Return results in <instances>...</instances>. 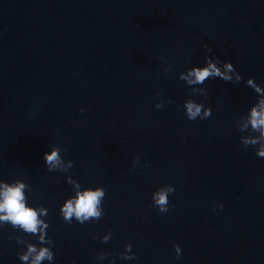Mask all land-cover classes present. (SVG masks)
Masks as SVG:
<instances>
[{"label":"water","instance_id":"obj_1","mask_svg":"<svg viewBox=\"0 0 264 264\" xmlns=\"http://www.w3.org/2000/svg\"><path fill=\"white\" fill-rule=\"evenodd\" d=\"M206 56L240 82L180 79ZM186 99L211 116L189 120ZM261 100L264 0H0V191L23 182L48 225L41 243L0 222V264L29 244L53 253L41 264H264V158L241 141L260 135ZM54 146L63 171L45 163ZM169 184L161 213L152 193ZM89 187L101 217L64 220Z\"/></svg>","mask_w":264,"mask_h":264},{"label":"clouds","instance_id":"obj_2","mask_svg":"<svg viewBox=\"0 0 264 264\" xmlns=\"http://www.w3.org/2000/svg\"><path fill=\"white\" fill-rule=\"evenodd\" d=\"M211 51V49H209ZM206 63L202 67H192L189 69L187 75L181 73L180 79L187 81L188 85L203 84L206 80L218 77L224 81H231L238 83L242 79L240 73L236 71L233 63L230 60L221 62L218 57H205ZM222 65V69L220 66ZM232 73H235V80H233ZM246 84L254 89L256 92H261L262 86L257 84L252 77H249ZM159 95V94H158ZM203 95H207L206 92ZM171 103V101H168ZM184 109L189 120H196L211 116V108L205 107L203 103H197L193 99H186L184 101ZM155 108L163 107V102H157ZM83 111V110H81ZM249 123L254 132H259L260 135L242 137L241 141L246 149L249 145L256 146L255 154L258 157L264 158V100L260 101V107H253L249 117ZM61 149L54 146L50 152H45L44 160L48 169L64 170V161L61 157ZM135 162V161H134ZM68 167H72V161H68ZM26 185L23 182H16L15 184H3V191H0V222L10 223L14 228H22L24 232L36 235L39 233L40 242H44V229L48 225L38 219V214L46 215L47 210L44 208H34L27 206L26 196L23 189ZM79 187V185H77ZM175 189L172 185H164L159 187L152 193L153 206L163 213L168 211L170 193ZM105 196L103 187L85 188L83 191H77L74 197L69 198L61 205V215L64 220L71 222L76 219L83 224L90 219H99L102 215L101 202ZM222 208L223 205H220ZM107 239V238H105ZM129 254L122 255L125 259H135V254L131 252V244L125 245ZM177 257H179L181 249L179 245H174ZM30 257L31 260L29 259ZM19 258L24 264H41L45 259L52 260L53 253L48 248H40L39 250L33 244L28 245L27 252L20 254Z\"/></svg>","mask_w":264,"mask_h":264}]
</instances>
